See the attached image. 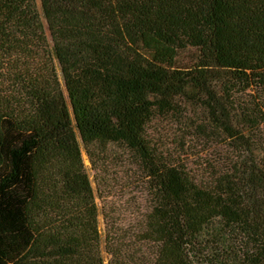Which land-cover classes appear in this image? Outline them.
<instances>
[{
	"label": "trees",
	"instance_id": "obj_1",
	"mask_svg": "<svg viewBox=\"0 0 264 264\" xmlns=\"http://www.w3.org/2000/svg\"><path fill=\"white\" fill-rule=\"evenodd\" d=\"M39 2L0 0V264H105L82 151L111 148L149 206L108 264H264V0ZM169 119L225 153L190 169Z\"/></svg>",
	"mask_w": 264,
	"mask_h": 264
},
{
	"label": "rangeland",
	"instance_id": "obj_2",
	"mask_svg": "<svg viewBox=\"0 0 264 264\" xmlns=\"http://www.w3.org/2000/svg\"><path fill=\"white\" fill-rule=\"evenodd\" d=\"M186 118L195 122L199 116L190 111ZM188 133L184 125L174 119L156 120L149 128L151 138L161 150L173 158L181 157L192 170L216 160L220 151L225 153L224 147L216 140H202L195 133ZM183 143L185 148H182ZM82 157L100 212L103 256L108 264L111 259L106 252L108 238L113 237L119 249L128 248L141 229L149 206L146 179L131 154L124 150L111 148L107 154L98 155L93 160L83 150Z\"/></svg>",
	"mask_w": 264,
	"mask_h": 264
}]
</instances>
